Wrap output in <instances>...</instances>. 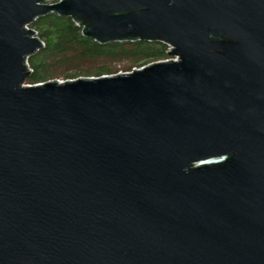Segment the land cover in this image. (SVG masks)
<instances>
[{
  "label": "water",
  "instance_id": "obj_1",
  "mask_svg": "<svg viewBox=\"0 0 264 264\" xmlns=\"http://www.w3.org/2000/svg\"><path fill=\"white\" fill-rule=\"evenodd\" d=\"M0 0V264H264V0ZM175 61L29 85L37 18Z\"/></svg>",
  "mask_w": 264,
  "mask_h": 264
},
{
  "label": "trees",
  "instance_id": "obj_2",
  "mask_svg": "<svg viewBox=\"0 0 264 264\" xmlns=\"http://www.w3.org/2000/svg\"><path fill=\"white\" fill-rule=\"evenodd\" d=\"M30 28L43 48L27 58L29 85L111 76L169 58L167 45L158 41L97 43L83 36L82 28L70 17L57 14L37 18Z\"/></svg>",
  "mask_w": 264,
  "mask_h": 264
},
{
  "label": "built area",
  "instance_id": "obj_3",
  "mask_svg": "<svg viewBox=\"0 0 264 264\" xmlns=\"http://www.w3.org/2000/svg\"><path fill=\"white\" fill-rule=\"evenodd\" d=\"M27 29H31L30 28V25H28L27 27H26ZM36 36V35H35ZM171 51V46H168L167 45V53L168 52H170ZM169 57V56H168ZM175 61L176 60V58L175 57H169V58H167V59H164V60H161L162 62H166V61ZM134 69H137V68H134ZM134 69H132V70H134ZM139 69V68H138Z\"/></svg>",
  "mask_w": 264,
  "mask_h": 264
},
{
  "label": "flooded vegetation",
  "instance_id": "obj_4",
  "mask_svg": "<svg viewBox=\"0 0 264 264\" xmlns=\"http://www.w3.org/2000/svg\"><path fill=\"white\" fill-rule=\"evenodd\" d=\"M44 4H49L50 2H47L46 0L43 1Z\"/></svg>",
  "mask_w": 264,
  "mask_h": 264
},
{
  "label": "rangeland",
  "instance_id": "obj_5",
  "mask_svg": "<svg viewBox=\"0 0 264 264\" xmlns=\"http://www.w3.org/2000/svg\"><path fill=\"white\" fill-rule=\"evenodd\" d=\"M37 37V36H36ZM132 71V70H131ZM131 71H129V72H131ZM124 73H128V72H124ZM59 81H62V80H59Z\"/></svg>",
  "mask_w": 264,
  "mask_h": 264
}]
</instances>
